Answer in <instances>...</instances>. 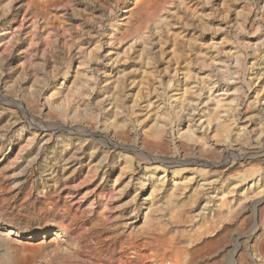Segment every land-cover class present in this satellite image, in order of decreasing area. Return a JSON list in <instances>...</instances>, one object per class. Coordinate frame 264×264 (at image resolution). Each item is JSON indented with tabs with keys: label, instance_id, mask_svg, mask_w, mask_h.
I'll list each match as a JSON object with an SVG mask.
<instances>
[{
	"label": "rangeland",
	"instance_id": "obj_1",
	"mask_svg": "<svg viewBox=\"0 0 264 264\" xmlns=\"http://www.w3.org/2000/svg\"><path fill=\"white\" fill-rule=\"evenodd\" d=\"M0 264H264V0H0Z\"/></svg>",
	"mask_w": 264,
	"mask_h": 264
}]
</instances>
